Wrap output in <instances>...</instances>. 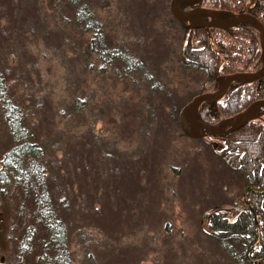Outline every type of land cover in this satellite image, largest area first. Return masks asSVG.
Returning <instances> with one entry per match:
<instances>
[{"label": "rangeland", "instance_id": "rangeland-1", "mask_svg": "<svg viewBox=\"0 0 264 264\" xmlns=\"http://www.w3.org/2000/svg\"><path fill=\"white\" fill-rule=\"evenodd\" d=\"M164 1L87 0L98 23L93 29L107 41L97 52L92 34L56 20L44 11L45 0H0L7 27L5 41L0 30V155L16 142L3 112L9 100L21 130L38 143L33 164L54 176L70 264L234 263L201 218L207 205L237 202L245 178L224 167L218 141L182 136L178 114L166 107L169 95L186 102L197 94L202 74L179 63L174 26L154 23ZM139 157L148 167L140 165L146 174L136 176L133 199L104 201L111 162L122 161L116 164L127 171ZM29 167L21 161L4 173ZM16 192L0 183L3 264L16 254L11 218L24 197ZM97 202L108 218L91 211Z\"/></svg>", "mask_w": 264, "mask_h": 264}, {"label": "trees", "instance_id": "trees-1", "mask_svg": "<svg viewBox=\"0 0 264 264\" xmlns=\"http://www.w3.org/2000/svg\"><path fill=\"white\" fill-rule=\"evenodd\" d=\"M244 2L245 0H200L192 3L185 0L180 3V7L185 9L199 5L216 9L221 18L228 17L230 13L244 11L256 17L264 26V0H247L242 8ZM140 3L148 6L152 0H141ZM42 7L47 13L55 12L56 20H60L62 24L77 27L82 34L90 32L91 49L100 52L101 46H107L102 34L93 29L98 23L90 14L91 8L87 0H45ZM161 13L155 16L154 23L159 22L163 26L173 25L178 35L180 34L179 63L202 74L197 93L217 89L221 79L229 73L246 69L253 71L262 65L258 32L248 22L241 21L227 28H186L171 15L166 0L162 4ZM151 26L153 21L149 23V27ZM0 30L5 41L7 27L4 23H0ZM263 98L264 75L250 82L236 80L211 107L208 101H203L196 110V117L208 123H216L222 119L233 118L249 103ZM184 99L170 100L169 95L167 109L177 116L185 102ZM17 109L12 101L6 100L3 104V112L10 127L17 131H12V137L16 142L0 155L1 187L18 191L17 198L19 193L24 195L16 207L15 215L11 218L12 225L17 224L18 232L14 248L16 254H13L12 264H70L71 259L69 262L65 260L66 227L60 216V205L52 191L55 188L50 183L54 176H51L48 168L33 164L39 155L38 143L34 137L28 136L19 127L20 117ZM257 110L255 117L245 125L224 136L187 137L208 144L218 141L217 151L224 167L232 172L237 170L245 178L238 200L243 201L245 196L246 204L242 208L233 211L239 202H234L232 197L230 200L207 205L201 218L205 221L203 222L207 234L215 238L219 246L228 252L234 261L233 264H264V191L253 190L264 187V106H259ZM222 127L225 128L226 124L224 123ZM21 161L24 164L30 162L27 171L20 170L14 175L11 172L4 173V168L7 170ZM116 162L121 164L122 161L111 162L113 170L104 174L103 181L111 191L103 194V198L104 201L118 204L116 201L122 202L121 198L124 196H127L128 201L133 199L138 178L136 176L144 177L146 174V169L140 165L148 167V164L144 157H139L127 166L129 168L127 171L121 165L122 171L119 168L120 164ZM137 169L139 173H135ZM119 177L123 179L120 185L117 182ZM110 193L113 195L112 198ZM101 204L94 203L91 211L99 218H108L105 205L101 208ZM237 245L240 246V250L237 249ZM0 264H3L1 255Z\"/></svg>", "mask_w": 264, "mask_h": 264}, {"label": "water", "instance_id": "water-1", "mask_svg": "<svg viewBox=\"0 0 264 264\" xmlns=\"http://www.w3.org/2000/svg\"><path fill=\"white\" fill-rule=\"evenodd\" d=\"M185 0H169L168 6L171 15L184 27L196 28V27H216L227 28L236 25L241 21L248 22L258 32V40L260 45V52L263 58V62L260 68L255 71H237L227 74L221 79L220 86L213 91L199 92L191 97L178 112V125L182 134L189 138H202L207 136H224L227 133L236 130L245 125L252 117L253 111L259 107L264 106V98L256 99L249 103L241 112L237 113L233 118L222 119L216 123H208L200 120L196 117V110L203 101H208L209 107L221 98L227 91L233 81L244 80L246 82L254 81L261 78L264 75V26L253 15L248 12L230 13V16L225 19H221L218 10L206 8V7H194L187 10H183L180 7V3ZM192 3H197L200 0H187ZM247 3L245 0L242 8ZM200 12L208 14L209 18L204 19ZM187 20V22L184 21ZM227 126L222 128L223 124ZM253 188V187H252ZM255 191H264L262 188H253ZM245 201V197H244Z\"/></svg>", "mask_w": 264, "mask_h": 264}, {"label": "flooded vegetation", "instance_id": "flooded-vegetation-1", "mask_svg": "<svg viewBox=\"0 0 264 264\" xmlns=\"http://www.w3.org/2000/svg\"><path fill=\"white\" fill-rule=\"evenodd\" d=\"M197 6H199V5H193V6H190V7H187V8H182L183 10H187V9H190V8H193V7H197ZM200 14H201V16L204 18V19H208L209 18V16H208V14L207 13H205V12H200ZM230 16V15H229ZM228 16V17H229ZM227 18V16H223V18ZM184 21L185 22H187V20H185L184 19ZM261 67V66H260ZM242 71H252V70H249V69H246V70H242ZM253 71H255V70H253ZM234 72H237V70L236 71H234ZM256 111H258L257 110V108L253 111V115H255V114H257L258 112H256ZM239 203L237 204V205H235L234 206V208H233V211H236L237 209H239V208H242V206H244V204L242 205V204H240L242 201H238Z\"/></svg>", "mask_w": 264, "mask_h": 264}]
</instances>
